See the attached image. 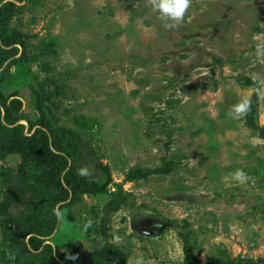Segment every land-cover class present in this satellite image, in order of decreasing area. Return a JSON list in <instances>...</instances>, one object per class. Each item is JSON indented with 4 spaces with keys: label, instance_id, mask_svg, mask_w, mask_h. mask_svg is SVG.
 <instances>
[{
    "label": "rangeland",
    "instance_id": "1",
    "mask_svg": "<svg viewBox=\"0 0 264 264\" xmlns=\"http://www.w3.org/2000/svg\"><path fill=\"white\" fill-rule=\"evenodd\" d=\"M9 1L15 11L0 31V99L22 107L11 125L0 102L2 123L24 125L30 134L27 118L36 122L38 112L23 85L47 80L51 91L59 88L49 117L81 133L86 176L109 181L103 193L73 201L64 175L69 195L55 205L57 228L39 237L44 244L55 250L80 240L91 251L107 235L126 264L264 257V139L246 125V112L232 111L259 92L256 119L264 126V0H191L171 30L151 0H2L0 6ZM18 34L27 57L14 40ZM25 71L30 77L22 80ZM247 78L258 88L245 86ZM77 116L85 128L75 125ZM164 159L176 162L170 173L125 180ZM19 163L11 155L3 167ZM120 186L125 204L105 214ZM25 205L10 206L0 218L23 216ZM1 227L0 264H48L33 256L41 245L31 235L33 255L12 257ZM182 234L190 239L188 253Z\"/></svg>",
    "mask_w": 264,
    "mask_h": 264
},
{
    "label": "trees",
    "instance_id": "2",
    "mask_svg": "<svg viewBox=\"0 0 264 264\" xmlns=\"http://www.w3.org/2000/svg\"><path fill=\"white\" fill-rule=\"evenodd\" d=\"M2 0H0L1 3ZM15 4L12 1L0 6V31L8 30L7 22L14 14ZM15 42H19L23 48V57H27V44L22 40L21 34L14 38ZM8 54V53H7ZM1 59V54H0ZM25 77H30V72H24ZM28 79V78H27ZM48 81L37 79L35 83L28 85L24 84L23 88L31 92L32 98L35 99V109L38 112V119L30 123V134H26L24 125H16L9 127L2 123L0 109V179L6 184L4 191L0 190V212L9 213V207L14 204H26V213L17 218H0L2 226L3 241L7 243V248L12 257L20 253H29L33 255L31 247L26 242V237L31 235L29 241L32 244L39 242L41 245L38 255L47 261L48 264H126V254L114 243L108 241L107 235L103 240L105 244L101 247L87 251L83 248V243L78 241L62 242L56 244L53 250L49 244H44V240L39 237L50 236L57 228V213L55 205L62 199L63 196H68L71 190L72 199L75 201L83 193H103L109 181L103 182L100 179H90L87 176L80 175L82 170L81 157H83V147L80 143L81 133L77 130L70 129L65 126H57L54 124L55 119L49 117V112L54 105L53 96L58 93L57 88L51 91L47 86ZM245 86L258 88V84L252 79L247 78ZM24 90V91H25ZM16 95V94H12ZM259 92H255L248 99L250 105L245 114L246 125L264 139V126L257 122V109ZM8 99H0L4 106L5 123L14 125L20 119L22 101L7 103ZM48 103V105H47ZM22 117V118H23ZM82 117H74V123L79 128H85V123H82ZM38 125L36 129L32 128ZM17 155L20 163L16 169L4 168L3 166L7 157ZM70 161V162H69ZM162 166L155 169L140 170L130 172L125 178L126 181H133L138 177L147 176L148 174L170 173L175 167L176 162L170 160L162 161ZM66 168V171H65ZM103 173L109 176V169L105 166L102 169ZM69 176L65 179L68 189L63 191V176ZM32 180H31V179ZM29 197L27 198V195ZM50 199H48V196ZM61 196V197H60ZM64 198V197H63ZM127 198L123 193L122 187L118 188L112 198L105 205V214H110L119 211L125 204ZM10 216V215H9ZM105 219H108L105 217ZM106 223V221H105ZM184 243V252L188 253L190 239L188 235L182 234ZM33 247L35 248L39 247ZM35 246V245H33ZM69 256L77 257L75 260L69 259ZM6 259V257L4 256ZM211 264H264V257L260 258H226L210 257Z\"/></svg>",
    "mask_w": 264,
    "mask_h": 264
},
{
    "label": "clouds",
    "instance_id": "3",
    "mask_svg": "<svg viewBox=\"0 0 264 264\" xmlns=\"http://www.w3.org/2000/svg\"><path fill=\"white\" fill-rule=\"evenodd\" d=\"M151 4L157 17L164 22V27L171 30L179 28L190 7L191 0H151ZM249 105L250 100L245 99L233 106L232 111L237 115H242L247 111ZM80 175H88L87 170L82 169ZM68 258L75 260L77 257L69 256Z\"/></svg>",
    "mask_w": 264,
    "mask_h": 264
}]
</instances>
